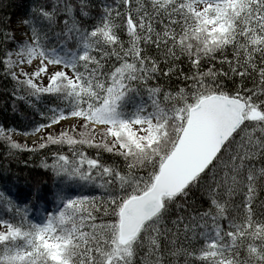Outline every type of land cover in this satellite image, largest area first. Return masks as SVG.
<instances>
[{
  "label": "snow or ice",
  "instance_id": "1",
  "mask_svg": "<svg viewBox=\"0 0 264 264\" xmlns=\"http://www.w3.org/2000/svg\"><path fill=\"white\" fill-rule=\"evenodd\" d=\"M22 8L0 144L47 179L0 167V264H264V0Z\"/></svg>",
  "mask_w": 264,
  "mask_h": 264
},
{
  "label": "trees",
  "instance_id": "2",
  "mask_svg": "<svg viewBox=\"0 0 264 264\" xmlns=\"http://www.w3.org/2000/svg\"><path fill=\"white\" fill-rule=\"evenodd\" d=\"M27 0H5L7 5L6 9H0V15L11 14L13 21H15L17 15H21L23 8L22 5L26 4ZM9 85L3 79H0V125L4 126H15L19 127L23 122V117L27 114L29 117L32 116V110L25 101L16 102V110L13 109V101L4 95ZM19 134V133H17ZM13 138V137H12ZM20 142H24L20 137L13 138ZM4 147L0 144V167L7 164V168L11 169L15 173L27 174L28 169L32 170L33 175H37L39 171H43L38 167L39 161L35 160L33 156L32 160L29 161L28 169H25L22 161L28 159L29 153L21 152L18 154L16 159L11 161H5L4 159ZM34 164L36 166H34ZM47 179V178H44ZM6 181L0 180V189L5 185Z\"/></svg>",
  "mask_w": 264,
  "mask_h": 264
},
{
  "label": "rangeland",
  "instance_id": "3",
  "mask_svg": "<svg viewBox=\"0 0 264 264\" xmlns=\"http://www.w3.org/2000/svg\"><path fill=\"white\" fill-rule=\"evenodd\" d=\"M17 16H19V15H17ZM12 137L13 138H17V137H20V136H18L16 133H12ZM23 141L26 139H24V138H22V137H20ZM33 139H35V138H30V139H27L28 140V142L30 143Z\"/></svg>",
  "mask_w": 264,
  "mask_h": 264
},
{
  "label": "bare ground",
  "instance_id": "4",
  "mask_svg": "<svg viewBox=\"0 0 264 264\" xmlns=\"http://www.w3.org/2000/svg\"><path fill=\"white\" fill-rule=\"evenodd\" d=\"M16 17H17V16H16ZM37 175L42 176L43 178H47L46 176H44L43 171H39V172L37 173Z\"/></svg>",
  "mask_w": 264,
  "mask_h": 264
}]
</instances>
